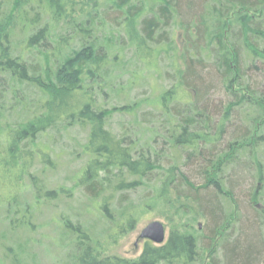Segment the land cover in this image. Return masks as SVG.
Masks as SVG:
<instances>
[{
	"label": "trees",
	"instance_id": "obj_1",
	"mask_svg": "<svg viewBox=\"0 0 264 264\" xmlns=\"http://www.w3.org/2000/svg\"><path fill=\"white\" fill-rule=\"evenodd\" d=\"M145 72L155 86L133 97ZM33 88L39 113L10 125ZM115 112L132 118L117 135ZM60 125L88 128L79 182L120 231L147 213L177 222L132 259H99L68 223L71 264H264V0H0V147L18 162L23 139Z\"/></svg>",
	"mask_w": 264,
	"mask_h": 264
},
{
	"label": "rangeland",
	"instance_id": "obj_2",
	"mask_svg": "<svg viewBox=\"0 0 264 264\" xmlns=\"http://www.w3.org/2000/svg\"><path fill=\"white\" fill-rule=\"evenodd\" d=\"M61 26L59 25L58 28ZM51 27L53 26L50 25ZM173 32L179 53L184 44L183 31L179 26H175ZM116 48L117 45L111 52ZM35 53H37L35 50L30 53L29 61L30 58L35 59ZM133 64L135 65V61ZM120 65L128 68L119 76V81L123 82L129 77L130 65L126 67L122 62ZM145 76V80L140 83L142 87L132 90L133 97L141 98L143 97L140 96L141 90L155 86L156 79L151 73L145 72ZM25 92L28 93L29 106L26 105L25 109L19 103L14 110L11 109L10 125L12 126L40 111L36 106V101L40 97L39 92L34 88L32 92L31 89ZM143 94L145 96V93ZM128 99L129 96H118L116 99L106 101H103L102 97L98 98L107 108L120 106ZM131 119L130 115L115 112L108 118L106 126L117 135ZM237 121L234 120V124ZM87 137L88 128L85 126L74 125L63 128L60 125L56 130L46 129L36 134L33 140L23 139L13 148V153L19 157L18 162H15L11 153L8 155L9 152L0 147V264H71L70 256L77 248L74 242L76 236L71 232L72 228L68 223L79 224L90 235L97 247L99 259L136 258L146 241L140 238V231L148 223L160 221L164 226L165 239L170 228L177 225L175 220L168 221L155 213H147L132 229L120 231L114 221L105 218L100 209L99 199H91L79 182L90 158L82 150ZM9 158L10 163L7 162ZM24 165L26 167H23ZM40 188L41 192L37 190ZM247 188L248 186L243 190ZM46 189L61 191L54 199L46 201L41 197ZM140 192L141 188L137 195L133 194L131 198L136 200ZM192 224L201 229L204 221L200 219Z\"/></svg>",
	"mask_w": 264,
	"mask_h": 264
},
{
	"label": "water",
	"instance_id": "obj_3",
	"mask_svg": "<svg viewBox=\"0 0 264 264\" xmlns=\"http://www.w3.org/2000/svg\"><path fill=\"white\" fill-rule=\"evenodd\" d=\"M140 238L152 241L155 244H162L165 239L164 226L160 221L148 223L139 234Z\"/></svg>",
	"mask_w": 264,
	"mask_h": 264
}]
</instances>
